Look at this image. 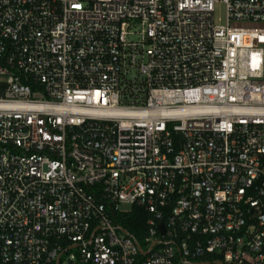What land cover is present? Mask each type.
Here are the masks:
<instances>
[{"label":"built area","instance_id":"1","mask_svg":"<svg viewBox=\"0 0 264 264\" xmlns=\"http://www.w3.org/2000/svg\"><path fill=\"white\" fill-rule=\"evenodd\" d=\"M0 264H264V0H0Z\"/></svg>","mask_w":264,"mask_h":264},{"label":"trees","instance_id":"2","mask_svg":"<svg viewBox=\"0 0 264 264\" xmlns=\"http://www.w3.org/2000/svg\"><path fill=\"white\" fill-rule=\"evenodd\" d=\"M146 217H147V214L142 208L135 207L134 211L125 215L123 225L130 232L138 236V233H139L138 230L144 227Z\"/></svg>","mask_w":264,"mask_h":264},{"label":"rangeland","instance_id":"3","mask_svg":"<svg viewBox=\"0 0 264 264\" xmlns=\"http://www.w3.org/2000/svg\"><path fill=\"white\" fill-rule=\"evenodd\" d=\"M215 21L218 23H225L226 22V15H225V6L223 4H217L215 7ZM134 26L131 27V30ZM126 208V207H124ZM143 242V238H141Z\"/></svg>","mask_w":264,"mask_h":264},{"label":"water","instance_id":"4","mask_svg":"<svg viewBox=\"0 0 264 264\" xmlns=\"http://www.w3.org/2000/svg\"><path fill=\"white\" fill-rule=\"evenodd\" d=\"M162 228V227H161Z\"/></svg>","mask_w":264,"mask_h":264}]
</instances>
